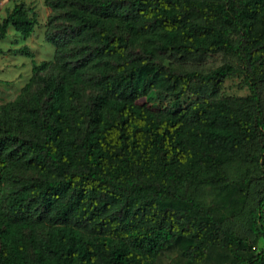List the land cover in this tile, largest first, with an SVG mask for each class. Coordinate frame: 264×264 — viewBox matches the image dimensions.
Returning <instances> with one entry per match:
<instances>
[{
	"label": "trees",
	"instance_id": "1",
	"mask_svg": "<svg viewBox=\"0 0 264 264\" xmlns=\"http://www.w3.org/2000/svg\"><path fill=\"white\" fill-rule=\"evenodd\" d=\"M44 2L52 59L31 60L28 81L0 105V264H158L177 248L194 264L214 248L264 264V0ZM36 24L33 7L14 3L0 41L7 28L27 39ZM12 53L33 57L26 46ZM219 53L235 64L204 73L162 62ZM233 75L244 97L149 104L162 83L177 100ZM239 160L259 174L245 235L201 196L208 186L236 205L246 180L226 168Z\"/></svg>",
	"mask_w": 264,
	"mask_h": 264
},
{
	"label": "rangeland",
	"instance_id": "2",
	"mask_svg": "<svg viewBox=\"0 0 264 264\" xmlns=\"http://www.w3.org/2000/svg\"><path fill=\"white\" fill-rule=\"evenodd\" d=\"M23 2L27 6L34 8L37 15V24L33 29L31 36L27 39H21L17 33L11 28H7L6 37L0 41V105L11 101L18 94L21 87L28 81L31 76L30 62L39 64L42 61H50L53 56V47L45 41V23L47 17L51 14L50 8L46 7L44 0H0V22L5 17L6 12L14 3ZM26 46L32 53L33 57L28 58L23 55L13 54L12 50ZM163 64L176 70H198L208 72L219 67L225 62L234 63L233 59L225 58L223 54L215 55H174L167 54L163 56ZM170 83H162L160 85L161 97H158L155 91L149 93V104L153 108L166 107L169 110H175L178 107L186 106L194 102L197 98L204 96L213 98H239L248 94L246 88L241 84L239 77L233 75L225 79L219 87L212 92L211 84H194L195 90L198 92H187L177 100L169 95V91L165 92V88H170ZM261 98L264 104V86L260 87ZM142 98L139 103H143ZM260 145L258 139L255 140V148ZM230 181L240 184V180L244 178L246 181L241 183L243 194L240 193V201L236 205H230L228 202L219 201V197H214V192L209 191L208 186H204L202 203L209 209L215 219L223 228L232 230L237 235H245L247 209L252 206L257 199V190L259 188V174L253 170L251 165L246 161H237L229 164L226 168ZM263 247V242L258 240L254 242V248L259 251ZM182 248L174 249L163 254L158 264H194L184 259L181 255ZM244 255V254H243ZM233 258L224 250L214 248L208 252L205 259L195 264H232Z\"/></svg>",
	"mask_w": 264,
	"mask_h": 264
}]
</instances>
